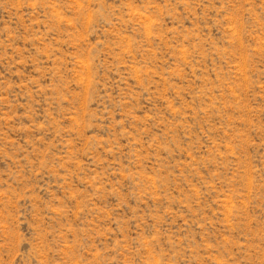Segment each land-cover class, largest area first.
<instances>
[{
  "label": "rangeland",
  "instance_id": "374dc122",
  "mask_svg": "<svg viewBox=\"0 0 264 264\" xmlns=\"http://www.w3.org/2000/svg\"><path fill=\"white\" fill-rule=\"evenodd\" d=\"M0 264H264V0H0Z\"/></svg>",
  "mask_w": 264,
  "mask_h": 264
}]
</instances>
